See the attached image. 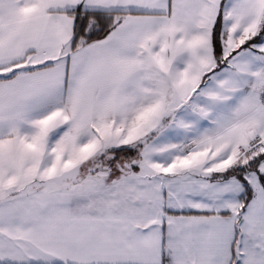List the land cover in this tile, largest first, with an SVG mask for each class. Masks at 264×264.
I'll use <instances>...</instances> for the list:
<instances>
[{
  "label": "snow or ice",
  "instance_id": "obj_1",
  "mask_svg": "<svg viewBox=\"0 0 264 264\" xmlns=\"http://www.w3.org/2000/svg\"><path fill=\"white\" fill-rule=\"evenodd\" d=\"M0 264H264V0H0Z\"/></svg>",
  "mask_w": 264,
  "mask_h": 264
}]
</instances>
